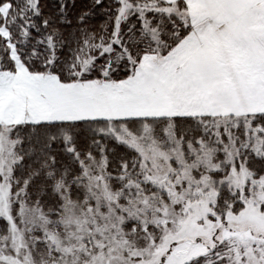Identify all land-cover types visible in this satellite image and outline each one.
<instances>
[{"label": "snow or ice", "instance_id": "6c2138e0", "mask_svg": "<svg viewBox=\"0 0 264 264\" xmlns=\"http://www.w3.org/2000/svg\"><path fill=\"white\" fill-rule=\"evenodd\" d=\"M0 264H264V0H0Z\"/></svg>", "mask_w": 264, "mask_h": 264}]
</instances>
